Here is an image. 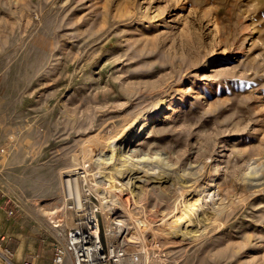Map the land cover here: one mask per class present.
<instances>
[{
  "label": "rangeland",
  "instance_id": "obj_1",
  "mask_svg": "<svg viewBox=\"0 0 264 264\" xmlns=\"http://www.w3.org/2000/svg\"><path fill=\"white\" fill-rule=\"evenodd\" d=\"M84 165L78 201L67 172ZM261 173L264 0H0V264H75L56 248L90 207L107 248L117 200L130 233L113 248L137 264H162L151 248L167 264H264Z\"/></svg>",
  "mask_w": 264,
  "mask_h": 264
},
{
  "label": "bare ground",
  "instance_id": "obj_2",
  "mask_svg": "<svg viewBox=\"0 0 264 264\" xmlns=\"http://www.w3.org/2000/svg\"><path fill=\"white\" fill-rule=\"evenodd\" d=\"M161 111L163 109L159 108ZM159 109H157L156 111H153V112H150V113H146L144 114L141 118H140V122H139V125H138V129L136 130V132L132 135H128L126 137V145L129 146V144H131L132 142L138 140L140 137H142L143 135L147 134L149 129L151 128V126L153 125V123L155 122L156 119L159 118V116H161L162 112L159 111ZM125 145V144H124ZM121 149V144L120 146L118 147V151L120 152ZM117 152V151H116ZM109 160V159H108ZM105 162V161H103ZM84 164V163H83ZM79 165V163H78ZM255 169V168H254ZM92 171V168L89 169V165L86 166L84 165L83 166V172H76L75 170H71V171H68V175L66 179V184H67V191L70 195H73L78 201H80L81 199V183L84 182H89L90 180L88 179L87 177V173ZM133 172V171H132ZM252 172V171H251ZM250 172V173H251ZM248 173V174H250ZM256 173V172H255ZM80 174V175H79ZM90 174V173H89ZM131 176V175H130ZM141 176V175H139ZM134 178H137L134 177ZM252 185L250 186L254 191L253 192H258V190H263L264 189V173H261L259 175H256V174H252ZM131 179V178H130ZM97 181V180H96ZM144 181L143 179H138L136 180V182H142ZM145 182H147L146 180L144 182H142L143 184L141 185H138L137 188H143L144 185H145ZM94 183V181H93ZM91 184V185H94V184ZM96 183V182H95ZM98 183L100 184H96L95 185V188L98 190V188H102L100 186L104 185L105 183L101 180L100 182L98 181ZM89 184V183H88ZM108 184V183H107ZM105 187V186H104ZM103 187V188H104ZM157 189H160L159 186L156 187ZM101 190V189H100ZM210 190V189H209ZM107 192V190H106ZM108 193V192H107ZM107 193L102 196L103 198H107ZM201 195V194H200ZM210 195V192H207L206 195H205V198L204 199H207ZM218 199V198H217ZM109 200V199H108ZM84 201V199H83ZM82 201V202H83ZM216 201V199H215ZM219 203L220 201H223L221 200V198L218 199ZM216 201V202H218ZM128 202V201H127ZM205 202V201H204ZM215 203V202H214ZM218 203V205H219ZM115 204H117V206H113V208L110 210L111 213H108V214H105V218H106V223L111 226L107 229V248H113L114 247V244L116 242H121L122 244V241L125 240V238H128L129 236V233H130V228L128 226H124L122 227V229H120V226L122 225V220H117L118 216L114 215L116 212H114V210H123V208H125V204L120 201V200H117L115 202ZM201 203L199 202H194L192 204L189 205V207L187 209H185L186 211H182L179 215H175L173 216V220L171 221V225H172V228L179 224L181 225L182 223H185L186 225L189 223V214L191 212H193V210L195 208L198 207V205H200ZM82 205V203L77 206V207H80ZM114 205V204H113ZM224 205V204H223ZM222 207V205H220ZM220 206H219V210L220 209ZM127 207V206H126ZM223 208V207H222ZM126 209V208H125ZM211 209V208H210ZM209 209V210H210ZM217 209V210H218ZM216 210V208L214 209ZM59 211L60 209H53L51 211V215H50V219L52 220L51 222H59V217L62 216V214H59ZM124 211V210H123ZM128 212V211H126ZM212 212V211H211ZM213 213V212H212ZM218 214V213H217ZM193 216V215H192ZM206 217V216H205ZM204 217V218H205ZM133 219V217H132ZM203 219V217H202ZM208 220V219H207ZM137 221V220H136ZM202 221V220H201ZM204 221V220H203ZM132 223H136L134 220L132 221ZM197 223V222H196ZM206 223V222H205ZM58 224H55V226H57ZM199 225V224H198ZM205 225V224H204ZM204 225H201V226H204ZM123 226V225H122ZM208 226V225H207ZM177 227V226H176ZM184 227V226H183ZM211 227V226H210ZM205 229V227H204ZM206 230H204L205 232ZM203 232V233H204ZM187 233V230H183V232H177L175 234H177V236L179 237H182L184 236L185 234ZM198 233V232H197ZM202 233V234H203ZM127 240V239H126ZM124 242V241H123ZM77 248H102V246H100V236L97 235V232H93V233H89V234H82L80 235L79 239H77ZM117 246V245H116ZM129 250V248H127Z\"/></svg>",
  "mask_w": 264,
  "mask_h": 264
},
{
  "label": "built area",
  "instance_id": "obj_3",
  "mask_svg": "<svg viewBox=\"0 0 264 264\" xmlns=\"http://www.w3.org/2000/svg\"><path fill=\"white\" fill-rule=\"evenodd\" d=\"M85 205L77 207L82 209ZM86 208V207H85ZM99 208L90 207L83 211L84 219L76 228H70L65 232L67 247L56 248L57 263H62L67 254H70L75 264H137L141 261L139 252H128L126 248H77V239L82 234L97 232L100 235V225L96 217ZM13 211L9 212L12 215ZM59 224L57 226H60ZM56 226V227H57ZM151 261L167 264L169 256L162 248H151L149 253ZM23 264H34L33 260H26Z\"/></svg>",
  "mask_w": 264,
  "mask_h": 264
},
{
  "label": "crops",
  "instance_id": "obj_4",
  "mask_svg": "<svg viewBox=\"0 0 264 264\" xmlns=\"http://www.w3.org/2000/svg\"><path fill=\"white\" fill-rule=\"evenodd\" d=\"M40 249H41V248H35V251H36V252H38V251L43 252V250H42V249L40 250ZM33 258H34V257H33ZM34 259H35V258H34Z\"/></svg>",
  "mask_w": 264,
  "mask_h": 264
}]
</instances>
